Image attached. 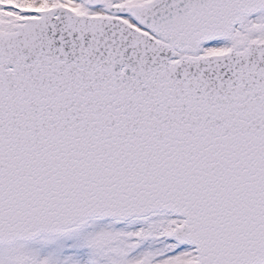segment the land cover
<instances>
[{
    "label": "snow or ice",
    "instance_id": "6c2138e0",
    "mask_svg": "<svg viewBox=\"0 0 264 264\" xmlns=\"http://www.w3.org/2000/svg\"><path fill=\"white\" fill-rule=\"evenodd\" d=\"M0 264H264V0H0Z\"/></svg>",
    "mask_w": 264,
    "mask_h": 264
}]
</instances>
